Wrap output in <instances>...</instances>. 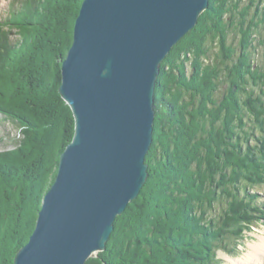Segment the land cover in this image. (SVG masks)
<instances>
[{
  "label": "trees",
  "instance_id": "trees-1",
  "mask_svg": "<svg viewBox=\"0 0 264 264\" xmlns=\"http://www.w3.org/2000/svg\"><path fill=\"white\" fill-rule=\"evenodd\" d=\"M227 1L210 0L201 21L224 13L216 7ZM82 3L13 0L8 17L0 21V115L17 121L24 135L18 148L0 153V264H14L35 230L40 201L54 184L55 177L46 188L50 168H55L49 156L57 136L61 138L57 161L74 138L72 112L59 88ZM56 33L60 39L53 41ZM196 35H190V42ZM245 40L249 42L247 35ZM247 44L243 42L242 48H255L252 41ZM185 49L174 47L161 66L154 146L146 157L149 179L139 200L115 224L107 248L114 243L122 218L130 215L137 227L136 243L126 252L105 251L87 264H216L215 251L227 247L229 239L238 243L258 219L255 214L260 211L249 190L264 182V97L256 93L257 88L264 95V68L251 64L252 52L242 54L229 70L230 89L224 101L212 102L220 88L218 65L190 80L183 64L178 65ZM47 50L53 55L50 62ZM200 68L197 62L194 69ZM246 115L259 122L254 121L262 134V141L251 146H245L251 135L243 127ZM158 179L164 195L156 201L158 216H149L150 188Z\"/></svg>",
  "mask_w": 264,
  "mask_h": 264
},
{
  "label": "water",
  "instance_id": "water-1",
  "mask_svg": "<svg viewBox=\"0 0 264 264\" xmlns=\"http://www.w3.org/2000/svg\"><path fill=\"white\" fill-rule=\"evenodd\" d=\"M209 0H85L62 63L75 118L30 241L14 264H87L149 178L161 63Z\"/></svg>",
  "mask_w": 264,
  "mask_h": 264
},
{
  "label": "rangeland",
  "instance_id": "rangeland-1",
  "mask_svg": "<svg viewBox=\"0 0 264 264\" xmlns=\"http://www.w3.org/2000/svg\"><path fill=\"white\" fill-rule=\"evenodd\" d=\"M84 1L85 0H83V2ZM222 5L224 6L216 7V9H219L222 12L225 9L224 13H219L218 15H216L217 17L216 16L215 18L211 17L209 20L207 21L204 20L203 22V20L201 21V18H202V15L210 7V0H209V7L199 17L197 25L191 31H189L174 46V47H176L177 45H181L183 47L186 46V49L181 51L180 53L181 59L178 62V65L182 66L183 64L181 69L183 70L185 77L190 80H193V78L195 79L199 75L205 74V72L207 71V68L212 67L214 65H218L220 69V74L218 75L219 79L217 80V82H220V88L219 90H216L217 92L214 93L215 98L211 97L212 102L215 100L217 103L224 101V96L228 94L230 87L226 81L228 80L229 70H231L236 65V63L238 62V59L242 57V54H247V53L249 54V52L250 53L252 52L253 58H252L251 64L255 65V67L259 65V67L264 68V0H229L225 4H222ZM10 7L11 8L13 7V0H0V21L3 22L8 17L10 10H11ZM76 21L74 24V30H75ZM256 24L258 25L257 28L255 27ZM202 26H203V29H202ZM250 27L252 28H251V31L249 32L248 30H250ZM195 28H198V29L194 31ZM74 30H73V41H74ZM192 34H195V35L197 34V35L194 39L192 38L191 39L192 42H190L189 37L190 35L192 36ZM14 35L15 36L17 35L16 31L14 32ZM53 35L54 37L52 39L56 38L53 41H56L60 37L59 33H56V36L55 34ZM246 35L249 38V42L251 41L253 42V45L255 47L253 50L242 48L244 47L243 42L245 45L249 43L247 40H245ZM222 40L224 41L222 42ZM250 45L252 44L250 43ZM46 54L50 62L51 56L53 55H50L49 50L46 51ZM164 62L165 60L161 63V66ZM197 62H199V64L201 65V68L195 70L194 66ZM169 70L170 68H166L165 71L168 72ZM173 70H174V76H177L178 72L176 68H174ZM61 74H62V68H61ZM166 81L167 80L163 79L164 85L167 83ZM169 83L172 86L173 82L169 81ZM171 90H173V86ZM257 92H259L258 94L260 95V97H264L263 93H261L260 90L256 88V93ZM262 99L264 101V98ZM66 105L70 108V106L67 103ZM209 107H212V105L208 104V107H207L208 109L212 110V108H209ZM232 108L233 107H231V109ZM238 108L240 109V107ZM72 117L74 119V130L73 131L75 134V118H74L73 112H72ZM254 121L256 120L254 119L251 121L250 118H248V116L246 115L245 120L243 122V125L245 123V126L241 125L244 127V129L247 132L251 133V135L249 136V140L247 141V144H245V146H248V145L251 146V145L256 144L257 141H262L260 139L262 134L256 125V124L259 125V122L256 121L257 122L256 123ZM53 135L54 133H52V136ZM153 135H154V131H153ZM23 139H24V135L22 134V129L19 123H17V121L13 122L9 119H6L2 115H0V153L9 152V151H12L18 148V146L21 145V141ZM60 144H61V138L59 134V136H57L56 138L55 145L52 150L53 154L51 153V155L49 156V161L51 162V164H53L55 161V168H52V167L50 168L51 171L48 173L46 177L47 183H48L46 188L49 187V184L52 182V179L54 177H55L54 179V183H55L57 176H58L61 156L59 157L58 161L56 157L58 156V153L60 150ZM152 144L154 146V143ZM158 146L159 148L161 147L160 144ZM161 149L162 147L160 148V150ZM160 150H159V153H162L161 152L162 150L161 151ZM164 153L165 152H163V155ZM175 166H176V163L172 162V167H175ZM148 170H149V165H148ZM162 170L165 171L164 169ZM172 172L173 171H169V175L173 178L174 173L172 174ZM159 179L156 182L154 181L152 183L153 184L152 188H150V195H149L150 204L147 206L149 207L148 210H146V213L149 216L150 215L158 216V213H157L158 208L156 206V201L157 199H159L161 196L164 195L163 194L164 192L162 191L163 187L160 185L161 180L159 181ZM159 186H161L162 188H160ZM249 191L252 195H255L254 200H253L255 204L254 203L253 204L256 207L255 209L260 211L259 213L255 214V216L258 217V219L256 223L254 224V226H252L248 231L245 232L243 239L240 240L238 243H235L233 240L229 239L226 241L228 244L227 247L220 248L215 251V256L217 260L216 264H229L231 260H241L245 258L251 252V249L253 248V246H256L258 243H260L261 238L264 237V208H263L264 207V182L260 185V187H256ZM48 192L49 191L45 192L43 199L40 201L41 210L43 208L45 197ZM139 198H140V195L137 197L136 201H138ZM131 203H133V201L130 202V204ZM216 209H217L216 211L210 212V216L212 218L216 216L219 208L216 207ZM133 214H135V212ZM122 215L117 216L115 224L118 223L117 221L119 220L120 217H122ZM38 218H39V214L34 223L35 229L37 226ZM120 224H121L120 225L121 227L119 228L118 231L116 230V232L114 233L115 235L114 243L111 246H109V248H106L107 250H105L106 252H109L110 254H113V255L119 252V250L122 252H126L127 248L129 250L133 249V244L136 243V238H137L136 236L138 233H136V230H135L137 227L135 226V219H133V216L130 215L128 218L123 217ZM30 238H29V241H30ZM109 249L111 250V252L109 251ZM105 251L94 254L90 259H92L93 257L94 259L98 258L99 255L101 253H104Z\"/></svg>",
  "mask_w": 264,
  "mask_h": 264
},
{
  "label": "bare ground",
  "instance_id": "bare-ground-1",
  "mask_svg": "<svg viewBox=\"0 0 264 264\" xmlns=\"http://www.w3.org/2000/svg\"><path fill=\"white\" fill-rule=\"evenodd\" d=\"M161 73V72H160ZM66 150V149H65ZM149 173V172H148ZM50 191V190H49ZM137 199V198H136ZM135 199V200H136ZM122 215V214H121ZM111 237V236H110ZM110 239V238H109ZM109 241V240H108ZM108 243V242H107ZM107 248V245H106ZM106 250V249H105ZM104 250V251H105ZM20 251V250H19ZM103 252V251H102ZM99 253V252H98ZM229 264H264V237L260 243L253 246L251 252L241 260H231Z\"/></svg>",
  "mask_w": 264,
  "mask_h": 264
}]
</instances>
